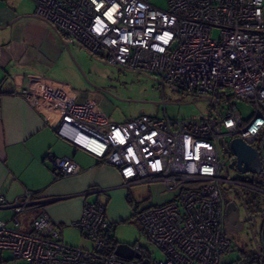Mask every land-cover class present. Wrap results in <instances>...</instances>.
<instances>
[{
  "label": "built area",
  "instance_id": "2783aa9c",
  "mask_svg": "<svg viewBox=\"0 0 264 264\" xmlns=\"http://www.w3.org/2000/svg\"><path fill=\"white\" fill-rule=\"evenodd\" d=\"M29 1L67 43H78L112 66L211 99L197 119L140 115L113 123L95 101L79 98L71 86L50 79L35 82L25 98L40 97L45 108L58 114L57 136L115 167L125 188L160 183L168 192L165 202L134 207L144 234L164 257L152 258L137 244L131 248L138 258L117 255L106 206L86 201L73 225L89 239L90 248L66 244L62 226L45 212L31 220L28 231L19 229L13 216V226L0 219V262L7 251L25 264H247L222 261L232 247L222 188L264 194V0H166L164 9L145 0ZM231 97L253 103L249 118L235 104L224 107ZM226 137H238L258 151L261 171L253 173L252 182L221 177L220 141L228 160L234 156ZM52 163L61 176L79 170L65 156ZM29 197L27 192L8 206L16 215ZM5 205L0 195V207ZM259 211L264 264V201Z\"/></svg>",
  "mask_w": 264,
  "mask_h": 264
},
{
  "label": "crops",
  "instance_id": "0c3cea01",
  "mask_svg": "<svg viewBox=\"0 0 264 264\" xmlns=\"http://www.w3.org/2000/svg\"><path fill=\"white\" fill-rule=\"evenodd\" d=\"M20 1L0 0V195L7 204L0 207V219L13 226L10 219L16 216L18 228L28 231L31 220L45 212L62 226L66 244L90 248L89 239L73 225L80 218L84 203L104 204L113 230L117 221L133 216L136 204L131 198L132 186H123L115 167L57 136L59 116L45 108L40 97L34 101L25 98L24 93L31 94L37 81L50 79L70 86L53 77L55 66L67 64L68 44L35 14L33 2L30 1L33 7L28 8ZM76 91L79 98L95 101L111 122L122 123L110 119L105 99ZM63 156L78 164L77 173H56L52 159ZM148 185L150 202L169 199L160 183ZM27 192L30 203L15 215L8 204L24 199ZM113 236L116 244L122 243L114 230ZM0 264L25 263L4 251Z\"/></svg>",
  "mask_w": 264,
  "mask_h": 264
},
{
  "label": "rangeland",
  "instance_id": "374dc122",
  "mask_svg": "<svg viewBox=\"0 0 264 264\" xmlns=\"http://www.w3.org/2000/svg\"><path fill=\"white\" fill-rule=\"evenodd\" d=\"M158 8H166V0H145ZM24 7H33L29 0L20 1ZM216 35V30L213 32ZM104 56V53H101ZM67 64L59 63L53 69V77L57 80L68 83L85 96H98L107 102L106 112L110 119L115 122H124L130 118L140 115L151 117L167 116L171 119H197L208 109L207 100H195V96L181 93L177 88L161 85L158 78L137 71L125 70L112 66L103 58L94 56L77 43H68L66 49ZM228 104H235L241 116L246 119L254 111L253 103L235 97L223 102L224 107ZM231 137H226V145L229 147ZM219 153L222 159L227 157L228 151L220 141ZM231 156L230 159H234ZM220 175L222 178L236 180L242 183H250L254 178L251 172H239L231 169L228 163L223 166ZM247 193L254 195L253 190L242 187ZM236 189L232 185H225L222 188L224 203L239 201L236 197ZM131 198L140 206L150 201L148 184L133 185L130 188ZM256 206L253 220L256 231L260 222L259 204L264 201V194H256ZM253 212V213H254ZM244 213L241 210L240 218ZM114 235L119 242L128 245L137 244L147 251L152 258H163L164 254L151 243L144 234L141 224L135 215L128 220L115 223ZM228 237L232 241L231 250L222 256L224 262H234L243 259L247 264H258L253 259L256 253L248 227L241 230L227 228ZM258 234V233H257ZM260 244L259 236L257 235ZM90 242V241H89Z\"/></svg>",
  "mask_w": 264,
  "mask_h": 264
},
{
  "label": "water",
  "instance_id": "95a60500",
  "mask_svg": "<svg viewBox=\"0 0 264 264\" xmlns=\"http://www.w3.org/2000/svg\"><path fill=\"white\" fill-rule=\"evenodd\" d=\"M55 29V28H54ZM56 30V29H55ZM65 45L67 46V41L63 40ZM78 44V43H77ZM79 45V44H78ZM179 92L185 93L190 96H195L196 99L191 100L190 102H193L195 100H210V96H196L194 94L185 92L183 90L178 89ZM214 101V100H213ZM215 102V101H214ZM228 150L231 151V154L235 156V159L230 161L228 163V166L231 169H236L239 172H251L255 174H259L261 171V161L259 157L258 151L246 144L242 139L236 137L232 138L229 142V147H227ZM229 158V155L222 161V167L226 164L227 160ZM225 214L227 217V225L230 228L240 230L241 222L237 219V210L235 208V205L233 202H227L225 207ZM253 242L256 247V253L259 256L260 264H261V251L259 248V245L256 240L255 233L252 231L251 233ZM115 253L121 257L131 259L133 257L138 258L139 254L134 253L131 246L126 243H117L115 247Z\"/></svg>",
  "mask_w": 264,
  "mask_h": 264
},
{
  "label": "flooded vegetation",
  "instance_id": "af4514ba",
  "mask_svg": "<svg viewBox=\"0 0 264 264\" xmlns=\"http://www.w3.org/2000/svg\"><path fill=\"white\" fill-rule=\"evenodd\" d=\"M231 160H233V159H229L227 161V163H229ZM235 192H236V197L239 199V201L235 200V201H229V202H233L235 205V208L237 210V219L241 222V227H242L241 229H243L245 226H247L250 235L253 231L255 233L256 240H257L258 234H257L256 228H255V223L253 220V214H255V212H256V211L254 212V210L257 209V206L255 203L258 204V202H256V199H257L256 193H254V195H251L250 193H247L244 189H236ZM241 210L244 213L243 219L240 218ZM251 239L253 242L252 235H251ZM257 243H258V240H257ZM253 244H254V242H253ZM254 246H255V244H254ZM255 249H256V247H255Z\"/></svg>",
  "mask_w": 264,
  "mask_h": 264
},
{
  "label": "trees",
  "instance_id": "16d2710c",
  "mask_svg": "<svg viewBox=\"0 0 264 264\" xmlns=\"http://www.w3.org/2000/svg\"><path fill=\"white\" fill-rule=\"evenodd\" d=\"M59 35H60V37L64 40V36H63V34H61L60 32H59ZM134 207V206H133ZM133 211H134V209H133ZM133 215H134V212H133ZM115 243H116V241H115ZM253 259L254 260H257V263L259 264V261H258V259H257V255H256V253L254 254V256H253Z\"/></svg>",
  "mask_w": 264,
  "mask_h": 264
},
{
  "label": "bare ground",
  "instance_id": "6f19581e",
  "mask_svg": "<svg viewBox=\"0 0 264 264\" xmlns=\"http://www.w3.org/2000/svg\"><path fill=\"white\" fill-rule=\"evenodd\" d=\"M117 245V244H116Z\"/></svg>",
  "mask_w": 264,
  "mask_h": 264
}]
</instances>
